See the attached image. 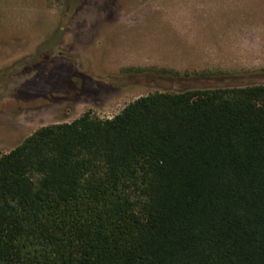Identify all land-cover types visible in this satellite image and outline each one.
Wrapping results in <instances>:
<instances>
[{
    "label": "trees",
    "instance_id": "trees-1",
    "mask_svg": "<svg viewBox=\"0 0 264 264\" xmlns=\"http://www.w3.org/2000/svg\"><path fill=\"white\" fill-rule=\"evenodd\" d=\"M0 264H264V85L37 130L0 156Z\"/></svg>",
    "mask_w": 264,
    "mask_h": 264
},
{
    "label": "rangeland",
    "instance_id": "rangeland-1",
    "mask_svg": "<svg viewBox=\"0 0 264 264\" xmlns=\"http://www.w3.org/2000/svg\"><path fill=\"white\" fill-rule=\"evenodd\" d=\"M264 85V0H0V156L156 92Z\"/></svg>",
    "mask_w": 264,
    "mask_h": 264
}]
</instances>
